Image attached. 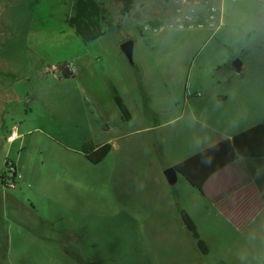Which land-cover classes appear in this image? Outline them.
I'll use <instances>...</instances> for the list:
<instances>
[{
    "label": "rangeland",
    "instance_id": "1",
    "mask_svg": "<svg viewBox=\"0 0 264 264\" xmlns=\"http://www.w3.org/2000/svg\"><path fill=\"white\" fill-rule=\"evenodd\" d=\"M103 1L110 18L100 40L85 46L72 36L68 46L56 44L45 54L35 49L36 56L57 63L87 54L79 58L80 75L66 80L56 65L51 71L60 78L52 75L46 82L35 75L26 53L29 31L43 24L58 30L57 21L49 23L56 19L53 11L69 9L73 0H0V56L14 69L0 88L24 79L37 87L30 102L7 104L0 112V264H264V212L251 229L237 233L211 214L201 192L184 177L172 186L164 175L226 133L227 120L255 112L251 101L256 102L264 77L259 56L254 58L256 43L264 40L262 6L215 0L224 28L209 32V39L201 29H178L175 0H138L126 16L117 0ZM144 1L169 3L172 13L142 14ZM206 4L201 0L200 10ZM202 33L207 43L198 37ZM56 34L50 43L68 37ZM128 41L135 43L133 62L122 51ZM239 56L251 68L230 74L224 66ZM107 83L117 88L133 121L105 133V110L96 101L107 97L97 93ZM189 93H200L203 100ZM14 126L19 134L32 131L9 142ZM103 143L112 149L98 164L75 154ZM7 160L22 177L16 189L1 183ZM183 210L195 221L208 253L185 227Z\"/></svg>",
    "mask_w": 264,
    "mask_h": 264
},
{
    "label": "crops",
    "instance_id": "2",
    "mask_svg": "<svg viewBox=\"0 0 264 264\" xmlns=\"http://www.w3.org/2000/svg\"><path fill=\"white\" fill-rule=\"evenodd\" d=\"M100 1L104 2L103 0H100ZM202 1H205V0H202ZM251 1L262 6L263 9H261V10H262V14L264 15V0H251ZM207 2L211 5H213V4L218 5L215 3V2H217L215 0H207ZM74 4H75V0H73L69 9L64 10L63 7L62 8L56 7L54 9L53 15L56 16V19L55 20H53V19L49 20V23H51L53 21H57L59 23V25H61L58 30L48 29L47 26L44 24L40 29L30 28L29 34H30V36H32V42H29V44H27V46L25 45L26 51H27L26 53H27V55L28 54L30 55V57H29L30 63L32 65H35L34 66L36 68L34 70V71H36L35 75L38 76L39 80H44L47 82L49 79V76H52V75L55 76L57 74H58L57 77L60 78L59 77L60 73H58V72H60V69L58 68V72L55 73V72L51 71V68H52V66H56V65L59 66L60 64H64V63L67 64L66 65L67 67L70 66L69 63H71L73 65L74 71H72L73 67H71L72 69L70 68L69 70L74 74L75 77H77L78 75L81 74L80 72H81L82 67H81V64L79 63V58L85 57V55H87V54H82V53L80 54L79 53L76 55L75 58L71 59V62L66 59V60H63L59 63L55 62L52 59H49L48 57L39 56V55L36 56L34 54L35 49L41 50L42 53L45 54V52L49 48H52L56 44L59 47H62L64 44H65V46L70 45L69 41L72 38V36H75L76 38H78L75 31L73 29H71L68 25V20L74 14ZM168 4L163 3L160 6H158V5L156 6L152 2L149 3V2L144 1L142 4V7H141L142 14L148 13L147 15L152 16V17H154V16L155 17L156 16L157 17L168 16L172 13L171 9L173 10V7L170 6L171 4H169V5ZM164 6H166V7H164ZM168 6L171 9H169ZM222 28H224V26ZM221 30L222 29H220L219 32H221ZM54 31H55V33H57L56 35H60V36H64V37L68 36L66 39H64L65 42L62 40H56V42L51 41V43H50L49 38L51 36V33ZM200 32L209 33L210 31L207 29H202V31H200ZM204 34L205 33H202L198 37L201 38V40L204 39L203 42L207 43L209 41L210 37H213V35L210 34L209 39H208V35L205 36ZM100 39H98V40H100ZM98 40L92 42L91 44L97 42ZM256 44L259 45V48L256 46L258 48V50L255 53L254 58H256V56H259L260 59H259V63H258V67H259L258 70H259L260 74H263V71H264V40L261 41L260 43H256ZM85 46H88V45H85ZM250 54H251V56L253 55L252 52ZM31 55L34 57V59H33L34 63H32V61H31ZM239 57L242 60V61L240 60L242 63L241 72H237L234 65L232 64L238 59H235L231 64L224 66V67L230 68V70H231L230 74H234V75L243 74L244 72H246L247 70H249L251 68L252 64L249 63V61L247 62V60L241 58V56H239ZM239 57H236V58H239ZM7 66L9 67V69L7 68ZM218 70H221V68H219ZM12 71H14V69L10 66L9 61H6L3 57L0 56V80L1 79L5 80L8 77L7 73L12 72ZM19 79H22V78H19ZM21 82H28L29 83V85L31 87V96L28 100H26L25 102H23L22 104H19V105L22 106V105L30 102L33 99L34 93L36 92L37 87L35 85H33L29 79L18 80L16 82H14L13 86L10 88L2 85L0 88V112L6 111L7 104L9 105L13 102L14 103L16 102L17 95L13 92V89H14V87H16ZM262 87L263 88H260V90H259L256 102L251 101L252 106L255 105V108H256V109L254 108L255 112L253 113V111H248L247 113H243L242 116L237 117L234 120L233 119L227 120L225 122V124H226V127L229 128V130L224 134H221L219 136L214 137L211 140L212 142L210 141L211 143L202 147L201 150L199 151V153L208 149V148H211V147L219 144L220 142H222L224 140H227V139L231 140L236 135H239V134L263 123V121H264V77H263ZM98 90L99 91H97V93L98 92H100L101 94L107 93L106 98L102 99V98H99V96H98L99 101L102 100L104 102V99H106L104 103L99 102V101H96V102L99 103V105H98L99 108L101 106L104 107L103 111L104 110L105 111L102 112L101 117H103L102 119L106 118V120H107V122L105 121V123H104V129H105V133L106 132L108 133L115 127V125L118 126V125L124 124L126 122H124L122 120L121 113L119 115L116 112V108H115L116 104H115L114 97H115V90L119 94L117 88L115 86H113L111 83H107V85H105V87L98 89ZM89 96L91 99L90 94H89ZM203 97H204V95L198 99H200L202 101ZM188 99H190V98L188 97ZM218 100L222 103H225L228 101V98L225 96H221V97L219 96ZM92 102H93V100H92ZM100 104H101V106H100ZM114 104H115V106H114ZM132 117H133V115H132ZM107 118H109V119H107ZM113 120H114V122H113ZM132 121H133V118L130 122H132ZM116 122H119V123H116ZM113 123H115V124H113ZM239 125H241L240 126L241 130L236 131L235 129H238L237 126H239ZM14 128H17V130L19 132V130H20L19 127L14 126ZM31 131L32 130H28L27 132H25L23 134L18 133V135H19V137H22V136L26 135L27 133H30ZM118 138H120V136H116V139H118ZM55 143H57V142L55 141ZM57 144H59V143H57ZM108 144L109 143L99 144L98 147L100 148V147H103V146L108 145ZM111 147H112V145H111ZM75 154L85 156L84 153H82V154L75 153ZM97 155H99V153L97 151H95L93 154L89 155L88 158L90 160L97 159V158H99V157H96ZM252 170H256L257 172L264 170V158L251 161L250 164L247 163V161L240 158L234 164L230 165L229 167H227V168L219 171L218 173L214 174L213 176H211L204 185L203 193H201L202 198L208 204L209 209H211V211H210L211 214L216 215L217 218L221 217V219H222L221 223L223 225L229 226L230 229L234 230L237 233H245L249 229H251V227H253V225L261 218V216L264 212V199L261 195L260 188H259L258 184L256 183L254 177H253ZM179 176H181V175H179ZM1 181H2L1 182L2 185L4 187H6L3 183V178ZM193 189H195V188H193ZM22 194H23V192H22ZM23 196H25V195H23ZM33 210H34V208H33ZM189 216H190V214H189ZM194 223H195V221H194ZM195 225H196V223H195ZM196 227H197V225H196ZM197 230H198V228H197Z\"/></svg>",
    "mask_w": 264,
    "mask_h": 264
},
{
    "label": "trees",
    "instance_id": "3",
    "mask_svg": "<svg viewBox=\"0 0 264 264\" xmlns=\"http://www.w3.org/2000/svg\"><path fill=\"white\" fill-rule=\"evenodd\" d=\"M117 1L122 4V15L126 16L131 14L138 0ZM109 18V10L99 0H75L74 14L68 20V25L85 45H89L104 37L106 34L105 25L109 23ZM66 65V63L59 65L63 78L66 80L75 78ZM114 100L122 120L130 122L133 118L132 113L116 90ZM111 149V145L100 148L87 145L83 152L88 157L97 151L100 156L97 159H92V161L98 164L110 153ZM240 158L249 164L251 161L264 158V121L262 124L236 135L231 140H224L184 160L176 165V169L193 188L203 193L204 185L211 176L234 164ZM252 174L264 199V170L259 172L252 170ZM181 215L185 227L198 241L201 251L208 253V247L200 239V234L192 218L185 210L181 212Z\"/></svg>",
    "mask_w": 264,
    "mask_h": 264
},
{
    "label": "built area",
    "instance_id": "4",
    "mask_svg": "<svg viewBox=\"0 0 264 264\" xmlns=\"http://www.w3.org/2000/svg\"><path fill=\"white\" fill-rule=\"evenodd\" d=\"M174 5L177 7L179 19L177 22L179 30H198L207 29L213 35L217 34L222 28V11L215 5L206 4L203 10H200L201 0H175ZM172 27V26H171ZM158 27H155V30ZM151 26H145V31H150ZM188 95V94H187ZM196 96L200 98V93L193 95L189 93V97ZM18 130L14 128L10 133L7 141L15 142L18 139ZM6 170L3 177V183L9 189H16L22 182L17 165L12 161L6 162Z\"/></svg>",
    "mask_w": 264,
    "mask_h": 264
},
{
    "label": "water",
    "instance_id": "5",
    "mask_svg": "<svg viewBox=\"0 0 264 264\" xmlns=\"http://www.w3.org/2000/svg\"><path fill=\"white\" fill-rule=\"evenodd\" d=\"M135 43L133 41H128L122 45V51L126 55V57L133 62V51H134ZM237 72H241L242 63L240 60H236L233 63ZM13 92L17 95L16 104H22L26 100H28L31 96V87L28 82H21L16 87H14ZM165 178L170 185H176L179 178V172L176 167H172L167 169L164 172Z\"/></svg>",
    "mask_w": 264,
    "mask_h": 264
}]
</instances>
